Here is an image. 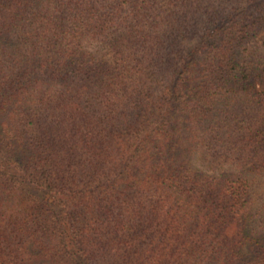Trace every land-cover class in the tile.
I'll list each match as a JSON object with an SVG mask.
<instances>
[{
    "label": "trees",
    "instance_id": "obj_1",
    "mask_svg": "<svg viewBox=\"0 0 264 264\" xmlns=\"http://www.w3.org/2000/svg\"><path fill=\"white\" fill-rule=\"evenodd\" d=\"M0 264H264V0H0Z\"/></svg>",
    "mask_w": 264,
    "mask_h": 264
},
{
    "label": "rangeland",
    "instance_id": "obj_2",
    "mask_svg": "<svg viewBox=\"0 0 264 264\" xmlns=\"http://www.w3.org/2000/svg\"><path fill=\"white\" fill-rule=\"evenodd\" d=\"M257 38H253L252 42L250 43V46L257 45ZM87 49L97 58H103L104 60L109 61L111 59L110 54L107 52V50L96 42H89L87 44Z\"/></svg>",
    "mask_w": 264,
    "mask_h": 264
}]
</instances>
